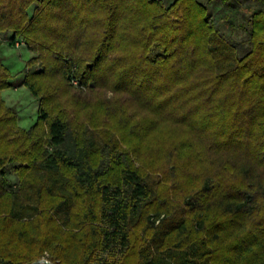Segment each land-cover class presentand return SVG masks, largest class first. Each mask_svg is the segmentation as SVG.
Here are the masks:
<instances>
[{
	"label": "trees",
	"instance_id": "trees-1",
	"mask_svg": "<svg viewBox=\"0 0 264 264\" xmlns=\"http://www.w3.org/2000/svg\"><path fill=\"white\" fill-rule=\"evenodd\" d=\"M230 4L221 0L213 18L198 0H0V36L35 54L20 84L37 99L35 121L21 128L1 97L13 74L0 55V264H54L46 230L54 218L65 240L79 234L122 264H264V200L250 204L231 194L244 188L229 176L204 175L214 161L243 167L248 148L264 154V19L241 25ZM100 56L97 74L108 79L92 87L89 67ZM165 84V94L205 85L192 93L205 136L189 139L166 123L144 134L153 117L143 101L126 106L140 113L134 134L121 101L137 90L157 97ZM175 155L190 161L187 175ZM173 169L153 198L148 177ZM66 206L67 222L56 215Z\"/></svg>",
	"mask_w": 264,
	"mask_h": 264
},
{
	"label": "clouds",
	"instance_id": "clouds-1",
	"mask_svg": "<svg viewBox=\"0 0 264 264\" xmlns=\"http://www.w3.org/2000/svg\"><path fill=\"white\" fill-rule=\"evenodd\" d=\"M230 6L233 7L234 15L241 25L246 24L250 27L256 20L264 19V0H231ZM11 54V52L0 53V55ZM28 59H30L29 56L23 57L24 62ZM103 61V56H100L97 62L89 67V76L94 81L91 85L92 87L103 86L107 82V75L97 74V68L103 64ZM23 66L24 63L21 62L16 68V71H19ZM112 70L111 67L107 68L105 69V73L107 74ZM0 71H3V69H0ZM204 86L205 85L203 84H193L191 87L185 88L183 91H177L174 89L172 92L165 94V88L169 87V85L165 84L158 89L160 95L154 98H146L142 95L140 90H137L131 96L121 101L120 110L125 114V119L130 122L129 126L134 128V134L139 133L137 126L140 124V120H138L137 117L140 113L130 112L126 106L143 101L141 111L148 112L153 117L149 122V126L144 129V134L159 127L161 123H166L173 129L180 131L186 138H200L207 134L208 125L192 119V105L194 100L197 99L192 93L195 92L196 88L203 89ZM153 105H155V107H153ZM0 115H4L2 110H0ZM141 119H143V117H141ZM222 146L223 145H213V147ZM258 147H264V145ZM244 156L246 159L244 160L243 167H241L237 160L214 161V170L206 172L204 175L229 176L238 185H243L244 188L243 191H239L238 189L231 190V194L233 196L247 199L250 204H255L259 200H264V175H253L256 173L257 169L264 168V154H261L259 150L253 151L251 148H248L245 151ZM174 159L178 165H180L181 171L187 175V163H190V161L187 163L182 162L178 155H175ZM17 162L27 163L28 161L13 160V163ZM124 163L131 165L134 162L125 159ZM201 163H203V161H201ZM97 166H99V161H97ZM5 167L10 169L11 164L5 161ZM175 172L176 169H173L171 172L165 170L163 174L158 172L155 179L148 177L149 182L155 190L153 198L161 194V189L166 183V177L174 176ZM167 187L169 190L174 191L176 185L174 183H167ZM201 195H203V193ZM198 200L199 198L193 202L198 203ZM244 211L261 212L262 209L261 207H256L254 209L246 208ZM61 214L65 215V222H67V219L70 216L69 207L66 206L65 208L60 209L56 215L58 217ZM161 219H163V217ZM156 224L160 225V220H157ZM46 230H50L48 232L50 237L48 251L54 260V264H104V259H107L109 264H111L113 260L117 261V264H122V255L108 256L107 254L100 252L98 248L91 247V241L82 239L79 234H74L75 239L65 240L62 234H57L58 225L55 223V218L53 222L47 224ZM5 247V243L0 242V260H4L7 256ZM24 264H27V261H25Z\"/></svg>",
	"mask_w": 264,
	"mask_h": 264
},
{
	"label": "rangeland",
	"instance_id": "rangeland-1",
	"mask_svg": "<svg viewBox=\"0 0 264 264\" xmlns=\"http://www.w3.org/2000/svg\"><path fill=\"white\" fill-rule=\"evenodd\" d=\"M164 4L170 3L172 0H161ZM207 5L209 16L215 17L219 13L221 8V0H198ZM220 14V13H219ZM223 29L225 27L223 26ZM242 33H238L234 36L236 41H241V39L245 40L241 36ZM2 45H1V53L11 52V55H1V59L3 63L9 67L11 73L13 74L11 83L13 84L10 88H5L1 91V97L4 100L5 104L10 107L17 114V124L21 128L27 129L32 123L35 121L37 116V99L32 96L29 90L21 85V80L23 78L24 66L26 62L23 61L24 56L32 57L35 55L33 52L29 51L24 44H20L19 46H13L9 43V35L0 36ZM23 62L24 66L19 71H16L18 65ZM217 62L220 65L222 62L221 57H217ZM73 88H76L75 84H72ZM7 172V180L13 187H17L19 184V177L13 171L12 164L11 168L6 167ZM153 178L155 176H152ZM155 179V178H154ZM105 253V252H103Z\"/></svg>",
	"mask_w": 264,
	"mask_h": 264
},
{
	"label": "water",
	"instance_id": "water-1",
	"mask_svg": "<svg viewBox=\"0 0 264 264\" xmlns=\"http://www.w3.org/2000/svg\"><path fill=\"white\" fill-rule=\"evenodd\" d=\"M38 263H44V264H52L50 261L46 260V259H41L39 261L33 262L31 264H38Z\"/></svg>",
	"mask_w": 264,
	"mask_h": 264
},
{
	"label": "built area",
	"instance_id": "built-area-1",
	"mask_svg": "<svg viewBox=\"0 0 264 264\" xmlns=\"http://www.w3.org/2000/svg\"><path fill=\"white\" fill-rule=\"evenodd\" d=\"M20 44H22V42H20V41H15V46H16V47L19 46ZM72 83L76 85L77 81L72 80Z\"/></svg>",
	"mask_w": 264,
	"mask_h": 264
}]
</instances>
